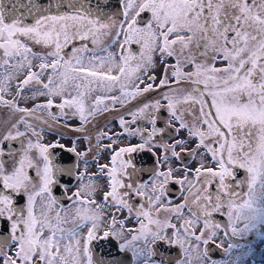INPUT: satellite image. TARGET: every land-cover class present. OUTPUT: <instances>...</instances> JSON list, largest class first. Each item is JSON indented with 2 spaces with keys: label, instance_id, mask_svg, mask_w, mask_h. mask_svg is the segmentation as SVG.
<instances>
[{
  "label": "snow or ice",
  "instance_id": "1",
  "mask_svg": "<svg viewBox=\"0 0 264 264\" xmlns=\"http://www.w3.org/2000/svg\"><path fill=\"white\" fill-rule=\"evenodd\" d=\"M156 91L161 99L131 112L146 127L119 120L140 143L116 148L124 133L99 131L84 151L80 137L42 142L46 131L85 133L117 104ZM0 108L16 116L0 145L20 143L0 147V264H208L221 228L213 213L233 235L258 231L264 241V0H0ZM161 109L168 120L158 127ZM53 149L72 154L69 163ZM133 153L156 157L147 181ZM172 183L186 187L182 203L167 199Z\"/></svg>",
  "mask_w": 264,
  "mask_h": 264
},
{
  "label": "flooded vegetation",
  "instance_id": "2",
  "mask_svg": "<svg viewBox=\"0 0 264 264\" xmlns=\"http://www.w3.org/2000/svg\"><path fill=\"white\" fill-rule=\"evenodd\" d=\"M6 3H10L9 0H6ZM157 77L159 78L160 72L159 69H157L156 73ZM158 82V80H157ZM163 91H167L164 89ZM156 99H161L160 92H149L144 94L142 97H138L135 100H132L130 103H127L123 106L117 104L115 107V110L106 112L102 116H98L96 120L93 121L92 124L88 125L86 127V132L85 133H76L72 132L67 129H61L63 132V137L61 138L57 133L55 132H50L46 131L44 140L42 141L43 143H55L57 140H59L60 143L64 144L66 147L71 146V142L73 139L76 137H80V139L77 141V148L79 151H84L87 149L90 144L95 145L97 143L96 136L99 132L106 133L108 136H113V139H117L116 136H114L115 133H124L122 136L118 138L117 144L113 145V147H122L126 146L128 144H137L140 143L139 137L131 136L129 133H126L123 128H121L119 120L120 117L123 116V118L126 121V127L131 128L133 131L136 128H141L143 129L146 127V121L143 119H138L136 120L135 123H132V114L131 112H134L137 110L139 106H141L142 102L147 103L150 101H154ZM43 98H39L35 101V103L42 102ZM22 106H28L31 107L33 106V101L31 100H26L22 101ZM53 111H57L56 109H53ZM18 115V114H17ZM159 119L157 121L158 127H163L168 120V114L166 110L161 109L160 112L157 114ZM16 116L13 115L8 109L5 108H0V138H2L3 134L5 131L8 130L10 127V124L12 123L13 120H15ZM68 123L71 126H77L78 125V120H69ZM171 131V129L169 130ZM88 133L90 134L91 138L89 140H85L83 137L84 135ZM182 136H186L185 133H181ZM165 141L170 142L171 137H168L167 134L165 135ZM102 144H108L111 141H109L106 137H102L101 141ZM193 145H188V147H193ZM0 147H3L5 152L7 153L8 151H19L20 150V143L19 141H10L6 142L3 145H0ZM54 153V158L57 160H60L64 163H69L68 158L72 156L70 153L63 152L61 149H53L52 150ZM96 149L93 148V152H95ZM158 155L159 153L163 152V149H158L157 150ZM110 150H104L103 152L100 153V164L107 163L110 156H109ZM185 163H188V160L190 159V156L185 153ZM92 156V153H89V167L88 171L89 173H94L97 171V165L95 162L91 161L90 157ZM131 158L133 159L134 163L138 166V168L143 169V175L140 177L141 180L147 181L149 179V174L150 170L155 166V161L156 157H152L150 153H133L131 154ZM72 160H75V157H72ZM174 166H179V161H173ZM207 166H212L206 161ZM198 166V162H193L189 165L191 168H195ZM80 170H83V163L81 162V168ZM182 173H176L177 177H180ZM191 179V176L189 177ZM245 178V173L243 170H238V177L237 181L239 182L240 180H243ZM100 185H104V180L100 179L99 180ZM75 181H73V185L71 190H74L75 188ZM169 191L167 193V199H170L172 204H179L183 202V198L185 195H187L186 187L182 188L181 185L172 183L169 184ZM216 188V185H213L212 188H210V191H214ZM244 188H237L236 191L242 192L244 191ZM62 190L57 188L54 189V194L57 196L58 199H60L63 203L66 205L69 203L64 199V196L61 194ZM70 194V192L68 193ZM97 200L101 199V195L98 193L97 194ZM187 210H185L186 212ZM212 219L214 220L215 223H218L221 225L220 229H217L218 235L216 236L215 240L210 242L207 245V248L209 250V261L208 264H211L212 261H215L216 264H226V262L235 260V254L237 251H245L247 250V253L253 252L256 254H261L264 255V241L261 240L259 232H254L251 234H245L244 236H241L239 234L233 235L231 233V229L228 227V218L227 216L220 215L219 213H213ZM203 221H201L200 226H198V231L199 227H202ZM131 226V225H129ZM239 228H241V225H238ZM227 233V234H225ZM195 243V242H193ZM229 244L233 245H238L239 247L233 248L230 253H226L225 249L228 248ZM217 245H221V247H217ZM108 249H111L112 255L116 256V250L111 247V245H106L104 248L101 250L104 251L105 253L107 252ZM204 245H201V251H203ZM177 253H179V249H172L171 256L169 257L172 260H175L177 258Z\"/></svg>",
  "mask_w": 264,
  "mask_h": 264
},
{
  "label": "rangeland",
  "instance_id": "3",
  "mask_svg": "<svg viewBox=\"0 0 264 264\" xmlns=\"http://www.w3.org/2000/svg\"><path fill=\"white\" fill-rule=\"evenodd\" d=\"M241 228H243V224H240ZM245 251H237L235 254V258L241 257L242 253ZM244 264H264V255L256 254L253 252H248L246 256L242 257Z\"/></svg>",
  "mask_w": 264,
  "mask_h": 264
},
{
  "label": "water",
  "instance_id": "4",
  "mask_svg": "<svg viewBox=\"0 0 264 264\" xmlns=\"http://www.w3.org/2000/svg\"><path fill=\"white\" fill-rule=\"evenodd\" d=\"M11 2V0H9ZM113 7L115 6L116 0H111Z\"/></svg>",
  "mask_w": 264,
  "mask_h": 264
}]
</instances>
